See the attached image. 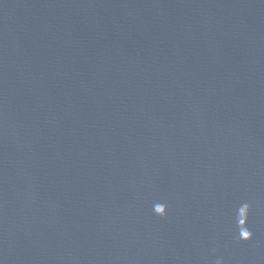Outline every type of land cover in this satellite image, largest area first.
<instances>
[{"label":"water","instance_id":"water-1","mask_svg":"<svg viewBox=\"0 0 264 264\" xmlns=\"http://www.w3.org/2000/svg\"><path fill=\"white\" fill-rule=\"evenodd\" d=\"M218 260L264 264V0H0V264Z\"/></svg>","mask_w":264,"mask_h":264},{"label":"clouds","instance_id":"clouds-1","mask_svg":"<svg viewBox=\"0 0 264 264\" xmlns=\"http://www.w3.org/2000/svg\"><path fill=\"white\" fill-rule=\"evenodd\" d=\"M153 213L158 217L164 218L167 215V206L163 203H156L153 206ZM241 239L245 242L251 240V233H248L246 238H241ZM217 264H222V262L218 260Z\"/></svg>","mask_w":264,"mask_h":264}]
</instances>
